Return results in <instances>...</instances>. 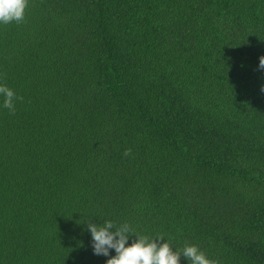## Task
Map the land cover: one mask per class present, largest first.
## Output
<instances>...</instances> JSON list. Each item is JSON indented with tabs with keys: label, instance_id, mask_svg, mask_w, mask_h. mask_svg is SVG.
Here are the masks:
<instances>
[{
	"label": "trees",
	"instance_id": "16d2710c",
	"mask_svg": "<svg viewBox=\"0 0 264 264\" xmlns=\"http://www.w3.org/2000/svg\"><path fill=\"white\" fill-rule=\"evenodd\" d=\"M261 55L264 0H27L0 25V264H105L87 219L264 264Z\"/></svg>",
	"mask_w": 264,
	"mask_h": 264
},
{
	"label": "clouds",
	"instance_id": "9594fccd",
	"mask_svg": "<svg viewBox=\"0 0 264 264\" xmlns=\"http://www.w3.org/2000/svg\"><path fill=\"white\" fill-rule=\"evenodd\" d=\"M26 6L27 0H0V25L22 22ZM257 68L264 72V55L259 57ZM260 91L264 92V85H261ZM0 98V108L10 112L15 110L16 101L20 99L2 83ZM83 222L90 234L93 255L107 257L105 264H180L181 257L187 264H216L195 244L173 249L165 236L141 234L127 221L117 223L106 219L96 223L87 219ZM110 250L113 255L109 254Z\"/></svg>",
	"mask_w": 264,
	"mask_h": 264
}]
</instances>
